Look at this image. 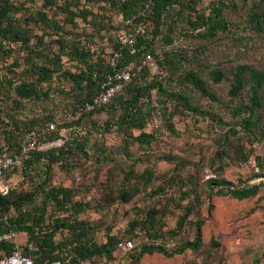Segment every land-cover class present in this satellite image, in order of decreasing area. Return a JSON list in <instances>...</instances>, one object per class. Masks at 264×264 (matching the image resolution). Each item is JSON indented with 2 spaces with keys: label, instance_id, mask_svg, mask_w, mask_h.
Returning a JSON list of instances; mask_svg holds the SVG:
<instances>
[{
  "label": "rangeland",
  "instance_id": "374dc122",
  "mask_svg": "<svg viewBox=\"0 0 264 264\" xmlns=\"http://www.w3.org/2000/svg\"><path fill=\"white\" fill-rule=\"evenodd\" d=\"M24 3V8L35 12L43 8L44 0H18ZM63 0H58L62 4ZM73 6L85 7L86 0H74ZM214 5L222 6L224 18L231 23L227 31H219L213 39H203L194 35L198 30H192L187 23L188 13L180 6L176 7L174 43L168 48H174L178 53L185 50L188 59L183 63L182 68L173 75V67L161 68L156 60L153 66V74H161L166 86L170 90H184L190 95L194 103L202 108L211 110L221 116L226 122L234 125V116L231 113L236 106L237 100L231 101L229 89L233 81V70L241 64H248L253 69L264 72V25L259 30L250 20L253 11L264 12V5L260 0H201L195 7L198 11L209 14ZM93 12L106 16L104 21L107 31L114 37L123 34L122 17L111 9L103 1L86 5ZM50 17L65 18L62 9L53 7L47 8ZM27 10L18 13L19 17L24 16ZM56 14V15H55ZM102 15V16H103ZM77 27L71 23H65L68 31L82 33L90 31L91 27L81 18H76ZM31 27L36 34L42 33V28L35 21H31ZM104 30V32H106ZM151 30V27H150ZM160 37L167 31L163 28ZM33 41H36L34 38ZM97 42L105 49L103 58L110 62L113 54V42L106 38L97 37ZM158 52L165 47L166 42L156 39ZM56 44V43H55ZM57 45H55L56 48ZM13 52L6 59L0 61V74L6 73V69L15 67L14 62H22L26 53L20 43H14ZM167 48V46H166ZM198 54V59L193 57ZM166 63V62H165ZM70 67L71 63L66 62ZM220 67L224 72V79L214 82L211 72L214 68ZM189 69L197 72L206 80L210 88L218 97L217 100L203 96L192 84L184 82V76ZM249 85L245 86V89ZM56 89L52 90L50 100L42 102L24 101L23 105H16L11 97L18 99L15 94L7 98L5 89L0 93V118L4 121L6 128L13 120H28L29 118H44L45 115L54 113L59 122L68 121L71 123L78 115L71 112V94H62L60 87L66 91L71 89V84L66 81H57ZM243 90L241 97L248 102ZM264 103V91H263ZM160 95L157 88L152 90V105L154 111L147 120L143 129L146 132H155L156 139L150 143L139 145L134 142L128 145L125 142L123 129L117 126V120L121 116V110L106 109L86 118L82 123H72L67 127L66 136L79 133L80 140H84L86 152H75L70 158L71 162L67 170L59 165H54L50 185L68 186L75 190L74 201L80 202L78 214L74 215L62 209L48 207L45 217L47 230L53 218L68 215L69 223L75 219L83 220L92 228L90 234L99 242L106 238L108 229L117 234L120 238H131L136 243V250L133 255L126 256L121 264H264V186L260 188L255 196L246 199H236L229 195L216 193L219 186L209 185L210 177L225 178L227 181L240 184L241 181L251 183L264 182V169L258 167V161L264 167V136L258 133V140L251 145L248 141L238 136L226 138L229 125H219L212 119L199 117L195 122L194 115L190 112L176 111L179 105L176 101L166 99L160 102ZM181 110L183 107H180ZM176 112L171 119L177 133H173L169 126V118L164 113ZM260 114L261 126L264 128V104L257 111ZM240 128V127H238ZM133 134H139L141 129L134 128ZM102 135H101V134ZM5 143L4 134H0V144ZM244 143L245 148H252L249 161H238L237 152L234 148ZM222 144H226L232 151V159L228 164L222 165L217 160V151ZM103 150H106L103 152ZM256 156L260 157L257 159ZM136 160V163L134 162ZM228 161V159H224ZM132 165L137 173L151 168L154 172L152 183L146 190L139 191L132 200L125 202L119 197V193L127 182V172ZM26 171V170H25ZM39 179L32 180L27 177L31 174L28 170L26 178L22 170L13 176L14 190L16 197L31 191L45 177L46 169L32 171ZM40 174V175H39ZM255 174L263 175L260 178ZM210 175V176H209ZM255 177V178H254ZM133 183L141 182L137 178L132 179ZM222 184V183H221ZM264 184V183H263ZM223 185V184H222ZM158 187L163 191L155 193ZM195 189L199 193L200 201L196 204V211L189 219H203L202 227L203 245L198 250L187 249L181 254L167 256L162 252L145 253L138 260L136 257L141 252L143 242H147L145 233L132 235L127 232L130 220L136 216L139 209L144 210L142 215L153 208L161 209L162 230H168L177 226L178 219L184 214L185 209L194 201V193L191 197L181 198L184 190ZM212 190V193H210ZM159 191V190H158ZM39 195L37 203L40 201ZM213 208L210 211L209 205ZM24 207H32L31 203L24 202ZM14 211L12 207L9 212ZM49 223V224H48ZM195 225L190 221L184 225L176 237H166L162 244L171 250L186 240L195 236ZM68 229L60 230L55 238L62 241L66 238ZM20 240L24 234L20 233ZM100 259L104 258H97ZM88 263V262H87Z\"/></svg>",
  "mask_w": 264,
  "mask_h": 264
},
{
  "label": "trees",
  "instance_id": "16d2710c",
  "mask_svg": "<svg viewBox=\"0 0 264 264\" xmlns=\"http://www.w3.org/2000/svg\"><path fill=\"white\" fill-rule=\"evenodd\" d=\"M34 1V0H32ZM74 0H63L59 4L58 0H44L43 8L35 12L24 8V3L18 0H0V61L6 59L13 52L14 43H20L26 53L22 62L15 60V67L6 69V73L0 74V93L5 89L7 98L11 93L18 99L11 97L16 105H23L24 101L42 102L50 100L52 90H55L57 81H66L71 84V89L66 91L60 87L62 94H71V112L78 115L71 123L68 121L59 122L54 113L45 115L44 118H29L28 120H13L6 128L4 121L0 118V134H4L5 143L0 144L1 152H15L21 149L23 139L27 132H34L38 141L53 139L61 136L63 127H70L72 123L80 124L86 118H91L94 114L110 109L121 110V116L117 120L118 128H122L125 133V142L130 145L137 142L139 145L150 143L156 139L155 132H146L143 129L147 120L154 111L152 105V90L157 88L160 95V102L166 99L176 101L179 105L175 107L176 111L190 112L194 115L195 122L199 117L209 118L219 125H229L226 138L238 136L253 145L258 140V133L264 136V128L261 126V116L257 113L263 106L264 91V72L253 69L248 64L238 65L233 70V81L229 89L231 101L237 100L236 106L231 110L234 116V125L226 122L217 113L202 108L199 104L191 100L186 91L170 90L164 81V77L159 74H153L151 66L145 59L148 54L153 55L155 61L160 63L161 68L172 66L174 73L182 68L183 63L191 61L188 59V53L185 50L178 53L174 48H168V45L174 43L175 30V10L180 6L188 13L187 23L192 26V30H198L194 35L203 39H213L219 31H227L231 23L223 16L222 6L214 5L209 14L198 11L195 5L201 0H86L85 7L73 6ZM103 1L108 8L120 15L123 20V28L128 32L135 34V40L131 44H124L121 38L114 37L109 31L105 30L106 16L99 12H93L86 5L94 2ZM264 5V0H260ZM62 9L65 18L61 19L50 17L47 8ZM23 10L28 12L19 17L18 13ZM56 15V14H55ZM103 15V16H102ZM81 17L87 25L91 27L90 31L84 30L82 33L68 31L65 23L73 24L77 27L76 18ZM130 20V23L127 21ZM250 20L254 22L257 29L264 25V12L253 11ZM31 21H35L42 28L41 34L33 32ZM145 26L144 32L137 33L139 25ZM167 26V31L163 36L160 34ZM151 27V30H150ZM104 30L106 32H104ZM97 37L106 38L112 41L113 53L118 52V66L128 67L133 77L129 84L118 92L111 102L92 111H85L84 106L99 90L100 81L109 72L113 71L110 62L105 61L103 52L105 47L97 42ZM36 41H33V39ZM162 39L166 42L165 47L158 52L156 39ZM56 43V44H55ZM55 45L56 48H55ZM167 46V48H166ZM198 54L193 57L198 59ZM70 62L71 66H66ZM166 62V63H165ZM214 82H220L224 79V72L220 67H216L211 72ZM184 82L192 84L203 96L217 100L216 94L207 86L206 80L197 72L189 69L184 76ZM249 85L247 89L245 86ZM245 89V95L248 102L243 100L241 94ZM180 107H183L182 110ZM1 111V110H0ZM176 112L165 111L164 115L169 118V126L173 133L177 130L171 122ZM51 121H56L57 126L54 130H49ZM240 127V128H238ZM134 128L141 129L139 134H133ZM65 137V143L60 147H54L48 150H32L31 157L16 172L22 170L24 178L28 170L31 171L27 177L32 180L39 179L36 173L32 171L46 169L44 179L34 186L31 191L16 197L14 186L7 195L0 194V227L14 232L25 231L28 235V241L34 242L39 249L35 252V264H45L49 260L62 259L69 264H97L104 259H114L117 249V243L120 238L107 230L106 238L103 242L97 241L90 234L91 227L83 220L75 219L74 223H69L68 215H61L53 218L50 227L47 230L45 226V217L48 207L52 206L54 210L78 214L80 202L74 201L75 190L68 186L50 185L52 170L54 165H59L63 170H67L75 152H86L85 143L79 138V133ZM101 134V133H100ZM102 135V134H101ZM244 143L238 144L234 148L237 152L238 161H249L252 148H245ZM106 150H103L105 152ZM257 159L260 157L256 156ZM228 159V161H224ZM232 159V151L226 144H222L221 149L217 151V160L223 166ZM136 163V160H134ZM259 169L264 167L258 161ZM26 170V171H25ZM127 182L119 193L120 199L128 202L141 190H146L152 183L154 172L151 168H146L143 172L137 173L132 165L127 173ZM40 175V174H39ZM260 178L263 175L255 174ZM254 177V178H255ZM137 178L142 184L133 183L132 179ZM209 185L219 186L216 193L219 195H229L239 200L255 196L264 182L251 183L241 181L240 184L227 181L225 178L210 177L207 180ZM223 185H222V184ZM159 190V191H158ZM163 191V187H158L155 193ZM194 193L191 204L187 206L184 214L178 219L177 226L168 230H162L161 216L165 213L160 209L153 208L142 215V209H139L136 216L130 220L127 232L133 236L140 232L148 237L147 242H143L140 254L136 257L138 260L145 253L162 252L167 256L181 254L187 249L198 250L203 245L202 227L203 219H189L196 209V204L200 201L199 193L192 190H184L181 198L191 197ZM212 193V190H210ZM41 196L37 203L38 196ZM24 202L31 203L32 207H24ZM14 211L9 212L11 208ZM213 205H209L211 211ZM163 213V214H161ZM190 221L195 225V236L191 240L182 242L179 246L168 250L161 241L164 238L176 237L180 229ZM49 224V223H48ZM68 229L66 238L58 241L55 235L58 231ZM128 239V238H125ZM131 239V238H129ZM133 240V239H132ZM9 252L16 249L13 242L0 243ZM135 247L129 251L126 256L133 255ZM124 257V258H125ZM97 258H104L97 261ZM88 262V263H87Z\"/></svg>",
  "mask_w": 264,
  "mask_h": 264
},
{
  "label": "built area",
  "instance_id": "2783aa9c",
  "mask_svg": "<svg viewBox=\"0 0 264 264\" xmlns=\"http://www.w3.org/2000/svg\"><path fill=\"white\" fill-rule=\"evenodd\" d=\"M130 23V20L127 21ZM145 26L139 25L137 33L144 32ZM135 40L133 32L123 31L121 41L124 44H131ZM119 53L114 52L111 56L110 64L113 66V71L104 75L100 81L98 92L85 103L84 110L92 111L102 107L113 99V97L121 92L131 81L133 77L132 71L128 67L118 66ZM151 68L156 61L153 55L148 54L145 59ZM57 122L51 121L48 129H56ZM67 127L61 129V136L44 141L36 140L34 132H27L19 151L1 152L0 153V194L7 195L11 192L14 182L12 176L19 170L26 161L31 157L32 150H48L54 147H60L65 143ZM210 176V175H209ZM20 233L24 234L23 240H20ZM13 242L16 249L9 252L6 247H0V264H35V252L39 247L28 241V235L25 231L14 232L0 227V243ZM135 247V242L132 239H121L117 243V249L114 259H104L97 264H121L125 255ZM45 264H69L62 259H53Z\"/></svg>",
  "mask_w": 264,
  "mask_h": 264
}]
</instances>
